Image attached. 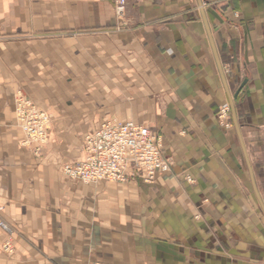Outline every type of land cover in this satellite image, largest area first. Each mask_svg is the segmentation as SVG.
Here are the masks:
<instances>
[{
	"label": "crops",
	"instance_id": "1",
	"mask_svg": "<svg viewBox=\"0 0 264 264\" xmlns=\"http://www.w3.org/2000/svg\"><path fill=\"white\" fill-rule=\"evenodd\" d=\"M200 2L126 0L118 17L116 0H0V222L13 248L0 230V264H264L240 143L264 207V0ZM48 64L82 91L68 88L58 125L72 132L36 156L20 145L8 81L12 66L26 81L28 66ZM244 81L239 139L231 110L228 129L218 115ZM127 119L159 138L168 173L98 185L62 175L85 158L77 130Z\"/></svg>",
	"mask_w": 264,
	"mask_h": 264
},
{
	"label": "built area",
	"instance_id": "2",
	"mask_svg": "<svg viewBox=\"0 0 264 264\" xmlns=\"http://www.w3.org/2000/svg\"><path fill=\"white\" fill-rule=\"evenodd\" d=\"M125 3L126 0H116L115 11L118 17L124 13ZM229 116V106L223 105L219 110V121L225 117L229 121ZM16 117L28 142H44L47 124L44 114L20 100L16 107ZM227 121H220L225 129L230 127ZM83 150V161L63 169L65 176L83 185L125 183L128 171H133L135 176L143 174L145 182H152L156 175L170 171L169 162L162 155L160 141L146 127L133 121L102 123L95 132L85 136ZM0 229L11 233L2 222ZM4 249L10 251L9 243L4 244Z\"/></svg>",
	"mask_w": 264,
	"mask_h": 264
},
{
	"label": "rangeland",
	"instance_id": "3",
	"mask_svg": "<svg viewBox=\"0 0 264 264\" xmlns=\"http://www.w3.org/2000/svg\"><path fill=\"white\" fill-rule=\"evenodd\" d=\"M18 35H11L10 41L17 40ZM34 37L41 38H47L49 35L46 34H39V35H30L28 37V40H33ZM31 38V39H29ZM57 66H52L50 64L44 65V66H28L27 67V80L26 81H18L17 76L14 74V67H11V79L8 81L10 85V89L12 91V104H13V115H14V122L15 126L17 127V130L21 133V147H27L33 151V153L36 156H40L41 152L45 147L50 145L52 138H58L66 136L69 132L72 131L69 129H59L58 125L62 122L68 121V115H66L67 106L71 105L73 102L72 98L68 100L67 94H68V88L71 90H75L76 92L82 91V83H75V86H73L74 83H68L66 81H54L57 77H63L58 75ZM30 78L32 80H30ZM54 78V80H52ZM41 90V91H40ZM24 98V99H23ZM22 100L26 102L29 106L33 107L37 112H41L45 115L47 118V124H46V137L43 143H33L28 142L26 140V137L24 136L23 131L18 126L17 117H16V107L17 103ZM78 102H81L82 100H77ZM230 121V116L228 117ZM114 120H109L106 122H112ZM127 121H130L127 119ZM220 121L226 122L227 117L224 119H221ZM219 121V122H220ZM227 121L228 123H230ZM116 122V121H115ZM220 122V123H222ZM96 130V129H95ZM95 130H91L90 134L95 132ZM88 130H77L78 134V140L81 142V147L83 150V140L85 136L88 135ZM65 134V135H63ZM156 137V136H155ZM158 140L159 138L156 137ZM161 147V144H160ZM84 153V150H83ZM85 154V153H84ZM78 162H71L66 161L64 162L61 167V173L64 177L68 178L63 174V169L68 165H74ZM69 179V178H68ZM72 180V179H69ZM128 180V176H127ZM74 181V180H73ZM103 183V182H102ZM100 184V183H98ZM98 184H89V185H98ZM9 228V227H8ZM10 229V228H9ZM1 230V229H0ZM2 231V230H1ZM4 232V231H2ZM10 234L6 233L8 235L7 239L4 241L2 245V250L8 254L13 253V248L11 245V235L12 231L10 230ZM9 243L10 251H7L4 249V244Z\"/></svg>",
	"mask_w": 264,
	"mask_h": 264
},
{
	"label": "water",
	"instance_id": "4",
	"mask_svg": "<svg viewBox=\"0 0 264 264\" xmlns=\"http://www.w3.org/2000/svg\"><path fill=\"white\" fill-rule=\"evenodd\" d=\"M197 2H198V5L201 6V2H200V0H197ZM202 15H203V14H202ZM203 19H204V17H203ZM209 37H210V36H209ZM210 41H211V39H210ZM211 45H212V48H213V51H214V54H215L216 62H217V65H218V70H219V73H220V76H221V79H222L223 85H224L225 88H226V82H225V79H224V76H223V72H222V69H221L220 63H219L218 58H217V56H216V52H215V50H214V46H213V44H212V41H211ZM244 84H245V81L239 86V88H238L237 91L233 94V96H229V106H230L229 108H230V110H231V115H232L233 124H234L235 130H236V132H237V134H238V136H239V139H240V135H239L238 126H237L236 117H235V112H234V102H235V100L237 99L238 93L240 92V90L242 89V87L244 86ZM226 90H227V88H226ZM240 143H241L242 151H243L244 156H245V161H246L247 167H248V169H249L250 179H251V184H252V187H253V191H254L255 196H256V198H257V200H258V203L260 204V206H261V208H262V211L264 212V207H263V205H262V203H261V200H260V198H259V195H258V193H257V191H256V187H255V184H254V181H253V178H252V173H251L250 165H249L248 159H247V157H246V154H245V151H244V146H243V144H242V142H241V139H240Z\"/></svg>",
	"mask_w": 264,
	"mask_h": 264
},
{
	"label": "bare ground",
	"instance_id": "5",
	"mask_svg": "<svg viewBox=\"0 0 264 264\" xmlns=\"http://www.w3.org/2000/svg\"><path fill=\"white\" fill-rule=\"evenodd\" d=\"M24 99V98H23ZM229 111H230V108H229Z\"/></svg>",
	"mask_w": 264,
	"mask_h": 264
}]
</instances>
